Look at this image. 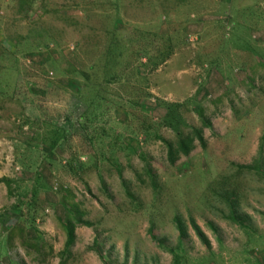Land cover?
Here are the masks:
<instances>
[{
  "label": "rangeland",
  "instance_id": "1",
  "mask_svg": "<svg viewBox=\"0 0 264 264\" xmlns=\"http://www.w3.org/2000/svg\"><path fill=\"white\" fill-rule=\"evenodd\" d=\"M110 39L131 54L86 111L69 83L104 73ZM143 49L164 63L145 66ZM53 127L64 138L46 153ZM175 128L201 129L205 146L171 165L157 138L175 143ZM39 175L40 254L15 237L0 264H59L66 191L93 227L76 229L64 264H174L157 241L177 246L176 215L188 227L178 264H264V0H0V236Z\"/></svg>",
  "mask_w": 264,
  "mask_h": 264
},
{
  "label": "trees",
  "instance_id": "2",
  "mask_svg": "<svg viewBox=\"0 0 264 264\" xmlns=\"http://www.w3.org/2000/svg\"><path fill=\"white\" fill-rule=\"evenodd\" d=\"M107 43L108 44L106 45L103 53L104 55L101 58V60L106 63L105 67L103 66L105 69L104 73L99 75L92 66L91 69H88L85 72L75 71V74L83 78V83H80L76 80H73L72 83H69V86L72 89L75 88L76 92H78L76 94V98L81 104L85 106L86 111H90L96 106L101 108L100 100L97 101V99L92 96L93 94L89 92V89L94 90L96 92L97 87L100 86L103 82L108 84L113 81L117 76L111 74V72L118 64L120 68V64L122 61L126 63L127 58H129L131 54V49L129 48V45L125 41L122 42L121 39H119V41L118 39H110ZM138 54L140 55V59L146 60L147 65L145 66L152 68H156L162 63H164L166 58V56L162 54L159 55L157 53L156 55H154L152 53H149L146 49L138 51ZM94 77H97L98 80H94ZM165 106L167 109V118L165 120V124L169 127H173L171 122L176 121L178 117L175 111L178 109L179 105L169 104ZM204 127H209V124L204 123ZM175 130H177V139L175 143L164 141L160 137L157 138L165 146V149L167 151V159L171 165H174L181 156H188L190 152L194 149L195 141H197L201 147L204 148L205 146V140L202 136L201 129H191L192 134H184L178 128H175ZM53 134L54 137L50 141L48 145V150L45 151L46 153H50L58 147V145L64 138L65 131L64 129L53 127ZM260 151L262 152V147H260ZM18 162L22 164V157H19ZM68 166L71 168L70 165ZM40 179L41 178L39 175L36 179V185H33L32 188H29L26 191L27 196L24 197L18 195L19 197L17 202H15L9 208V213L12 214L13 217L12 222L10 223L11 226H9V229L7 230V233L4 236H0V252L3 258L5 257L6 259H9V255L7 254L6 250L14 242L15 237H18L20 245L22 247L28 250L35 249L34 252L36 254H40L39 248L42 246L43 241H41L37 237L38 230L36 229L37 226L35 225V207L37 205V200L39 198L41 190L45 191V195L48 192V189H50L48 186V182H41ZM2 182L7 187L9 195L14 196L15 190L18 187L17 182L13 180H3ZM56 204H59L64 212V216L59 220L66 237L63 250L59 253V264H64L65 262H68L70 257L72 256V248L74 247L76 242V229L81 227H93V223L84 219L85 213L81 211L78 208L77 204L72 201V196L68 191H66V196L63 197L62 200L58 201ZM52 205V203L49 204V206ZM230 206L234 209V206L232 204ZM24 209H27V212L24 213ZM33 209L34 211L31 212V210ZM233 209L232 211H230V214L226 218L236 223L238 218L235 215L236 213ZM2 216V213H0V219L2 218ZM188 222L190 229L194 233L199 243L206 250H210L209 240L202 232L200 227L196 224L195 220L189 218ZM173 223L178 236L177 246L174 249H169L163 246L162 240L157 241V244L158 246H162V249L172 255L174 264H178L183 253V242L188 237V227L185 221L179 215H176L174 217ZM152 228L153 227H150L149 234L152 233ZM213 230L216 232L215 228ZM151 238L156 241V238H154L153 236H151ZM97 253L99 255H102L101 251H97Z\"/></svg>",
  "mask_w": 264,
  "mask_h": 264
}]
</instances>
